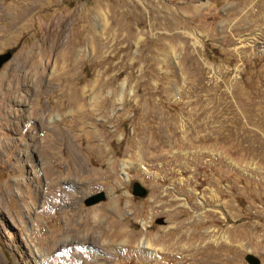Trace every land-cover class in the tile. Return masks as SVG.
Wrapping results in <instances>:
<instances>
[{
  "label": "rangeland",
  "instance_id": "1",
  "mask_svg": "<svg viewBox=\"0 0 264 264\" xmlns=\"http://www.w3.org/2000/svg\"><path fill=\"white\" fill-rule=\"evenodd\" d=\"M9 50L0 264H264V0H0Z\"/></svg>",
  "mask_w": 264,
  "mask_h": 264
},
{
  "label": "water",
  "instance_id": "2",
  "mask_svg": "<svg viewBox=\"0 0 264 264\" xmlns=\"http://www.w3.org/2000/svg\"><path fill=\"white\" fill-rule=\"evenodd\" d=\"M13 57V51L9 50L3 54H0V69L3 67L5 63L10 61ZM133 193L135 195L145 196L148 193V190L138 181L134 184ZM106 198V195L104 192L97 193L95 195H92L89 199H87L86 203L88 205L98 203ZM159 223H164V218L158 219ZM246 260L249 264H261L260 258H258L256 255L252 253H248L246 256Z\"/></svg>",
  "mask_w": 264,
  "mask_h": 264
},
{
  "label": "bare ground",
  "instance_id": "3",
  "mask_svg": "<svg viewBox=\"0 0 264 264\" xmlns=\"http://www.w3.org/2000/svg\"><path fill=\"white\" fill-rule=\"evenodd\" d=\"M149 7L153 10V8H154V5H149ZM95 13L97 14V15H99V16H102L103 18L106 16L105 15V13L103 12V11H101V10H96L95 11ZM63 26V25H62ZM62 26L60 27V34L62 33V30H63V28H62ZM59 29V28H58ZM65 177V176H64ZM84 177V176H83ZM83 179H85V178H83ZM77 180V179H76ZM79 180H81V179H79ZM94 181V180H93ZM83 182H85V181H83ZM90 182V181H89ZM79 183V182H78ZM86 183V182H85ZM93 183V182H92ZM90 184V183H89ZM95 214V213H94ZM107 230V229H106ZM69 231V230H68ZM86 232V231H85ZM124 229H119V231H118V235H113V236H110V237H107V238H105V239H103L102 241H101V243L105 246V247H108V245H107V243H109L110 245H111V247L112 248H114V250H116V251H118L120 248H121V246H122V244L125 242L124 240H121V241H119L118 240V237L120 236V234L122 235V234H124ZM100 234H102V233H100ZM94 236V235H93ZM88 238H91V235H85V236H83L82 237V241H86V242H89L88 240H90V239H88ZM93 239H94V237H93ZM114 239V241H111V240H113ZM90 242H91V240H90ZM94 242V244L95 245H97V246H100V244H98V242H95V241H93ZM142 246L143 247H145V248H150L149 247V245H145L144 246V243L142 244ZM110 247V248H111ZM104 248V247H103ZM104 250V249H103ZM106 252V251H105ZM99 259L97 258V259H95V261L94 262H96V261H98ZM94 264V263H93ZM95 264H97V262L95 263Z\"/></svg>",
  "mask_w": 264,
  "mask_h": 264
}]
</instances>
